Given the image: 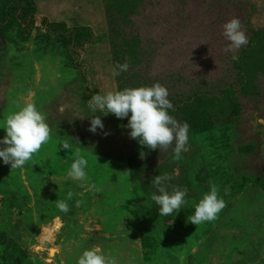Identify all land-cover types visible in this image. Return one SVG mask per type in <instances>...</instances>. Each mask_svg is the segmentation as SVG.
<instances>
[{"label":"rangeland","instance_id":"1","mask_svg":"<svg viewBox=\"0 0 264 264\" xmlns=\"http://www.w3.org/2000/svg\"><path fill=\"white\" fill-rule=\"evenodd\" d=\"M21 1L0 264H264V0Z\"/></svg>","mask_w":264,"mask_h":264},{"label":"trees","instance_id":"2","mask_svg":"<svg viewBox=\"0 0 264 264\" xmlns=\"http://www.w3.org/2000/svg\"><path fill=\"white\" fill-rule=\"evenodd\" d=\"M35 11H36V6H35L34 0H23L21 2H18V4H17V17L22 19L20 25L31 23L30 19L34 15ZM10 17H12L11 12H10ZM29 26H31V24H28L26 27H29ZM83 99H85V98H83Z\"/></svg>","mask_w":264,"mask_h":264},{"label":"bare ground","instance_id":"3","mask_svg":"<svg viewBox=\"0 0 264 264\" xmlns=\"http://www.w3.org/2000/svg\"><path fill=\"white\" fill-rule=\"evenodd\" d=\"M57 227V223H55V225H53V226H51V227H49L48 229H47V233L49 234V233H51L52 232V230H54L55 228ZM53 250H51L49 253H50V255H53Z\"/></svg>","mask_w":264,"mask_h":264}]
</instances>
